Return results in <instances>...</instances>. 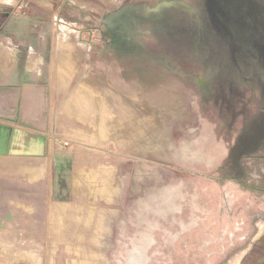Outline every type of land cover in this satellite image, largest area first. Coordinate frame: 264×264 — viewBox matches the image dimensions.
I'll return each mask as SVG.
<instances>
[{"label": "rangeland", "instance_id": "374dc122", "mask_svg": "<svg viewBox=\"0 0 264 264\" xmlns=\"http://www.w3.org/2000/svg\"><path fill=\"white\" fill-rule=\"evenodd\" d=\"M63 3L4 8L45 77L56 52L69 72L51 92L44 182L2 179L0 264H128L134 247L132 264H236L264 228V0H128L119 33L103 19L121 0ZM80 86L115 100L68 121ZM138 104L148 141L127 144L110 123ZM154 136L172 152L145 151Z\"/></svg>", "mask_w": 264, "mask_h": 264}, {"label": "crops", "instance_id": "0c3cea01", "mask_svg": "<svg viewBox=\"0 0 264 264\" xmlns=\"http://www.w3.org/2000/svg\"><path fill=\"white\" fill-rule=\"evenodd\" d=\"M18 1L0 0L1 188H3L2 179L5 180L4 185L6 188L11 187L13 179L17 178H22L24 184H33L36 179L37 181L42 179L44 182L49 170L51 144L49 140L42 136V133L46 129H50L52 112L51 92L55 94L58 92H66L67 74L69 72H67L68 66H62L60 63L61 59H66V55L63 57L64 53L56 52L52 64L48 66V76L45 77L44 67L38 65L39 60L35 61L33 58L34 52H29L28 50L22 51L24 48L19 43L13 41V33H10L12 37H9L8 33H4L8 28L12 29L11 31L17 29V25L13 24L11 20L10 12L8 9L4 10V8L10 7ZM32 1L38 6L49 7V9H52V2L59 3V0ZM78 1L82 2V0ZM61 2L60 4L63 5V0ZM79 6L82 7L81 4ZM27 16L29 17V15ZM36 16L37 18L41 17L35 13H31L30 18L35 19ZM26 45L28 46V44ZM29 46L32 47L33 45L29 44ZM73 57L71 55V58ZM97 84L96 86L99 85ZM96 86L95 88L99 90V87ZM76 92L75 96L72 97L69 103L64 105L61 111L68 121L75 118L88 122L86 121L88 111L98 112L100 105L105 104V102L106 105L110 103V100L107 102L104 99L105 94L93 97L90 94L84 93L81 86ZM99 122V118H96L94 124L91 125L93 129L91 136L98 134V129L100 128ZM109 123L110 116L106 117L104 122L106 128H109ZM1 188L0 195H2ZM10 195V197L5 198V201L8 205L10 203L11 208H28L26 205H19L20 201L17 194H15V197L13 193H10ZM0 201H4L2 196H0Z\"/></svg>", "mask_w": 264, "mask_h": 264}, {"label": "bare ground", "instance_id": "6f19581e", "mask_svg": "<svg viewBox=\"0 0 264 264\" xmlns=\"http://www.w3.org/2000/svg\"><path fill=\"white\" fill-rule=\"evenodd\" d=\"M94 84H96V83H94ZM91 85L93 87L96 86V85H93V81H92ZM96 87H98V86H96ZM112 98H113V94L107 92L106 97L104 99L108 102L109 100L111 101ZM137 107H138V109H137ZM144 108L146 109L145 106L142 107L139 104L137 106L135 105L131 110L126 108L124 111V114L122 116L123 122L121 124H119L117 122H111L110 123L111 134L116 136V137L121 138L127 144H135L136 141L139 142V144H141V145L144 144V140L145 139L147 140V138H148L147 137V135H148L147 134L148 133L147 132V130H148L147 126L150 127V125L141 119L134 118L139 113H144L146 111ZM175 112H177V111L175 110ZM154 124H155V122L153 124H151V127ZM145 147H146L145 151H149V152L153 153L154 155L160 156V157L172 152V150H173L171 148V146H169L168 143L163 142V137H161V136H159V137L154 136V139L153 140L151 139V142L148 144V146L145 145ZM143 256L144 255L142 254L141 250H138V247H134V249L132 250V252L129 255L128 264H132L135 260L143 258Z\"/></svg>", "mask_w": 264, "mask_h": 264}, {"label": "flooded vegetation", "instance_id": "af4514ba", "mask_svg": "<svg viewBox=\"0 0 264 264\" xmlns=\"http://www.w3.org/2000/svg\"><path fill=\"white\" fill-rule=\"evenodd\" d=\"M125 1L128 0H121V3L119 4L118 7H116L114 10L106 14L105 18L103 19V22L105 23L104 25L105 28H108L110 30L112 29L113 32L117 30L118 33L123 32L126 29L127 30L129 29V32L133 31L129 26L130 18L127 17L128 15L126 16V12H123L125 7L124 6ZM59 2L61 3V0H59ZM58 5L60 7H63L64 4L61 6V4H59L58 2L57 3L52 2V7H53L52 11L54 12L57 11L58 8H56V6ZM60 9L55 14L58 15ZM132 26H136V25H132ZM111 44L113 45V42L110 43V45ZM115 44L117 43L115 42ZM236 264H264V228L257 231L253 235V238L250 241L248 247L240 255Z\"/></svg>", "mask_w": 264, "mask_h": 264}]
</instances>
